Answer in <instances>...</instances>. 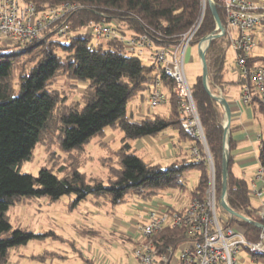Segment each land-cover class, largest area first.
Segmentation results:
<instances>
[{
  "label": "trees",
  "instance_id": "obj_1",
  "mask_svg": "<svg viewBox=\"0 0 264 264\" xmlns=\"http://www.w3.org/2000/svg\"><path fill=\"white\" fill-rule=\"evenodd\" d=\"M25 1L34 3L39 12L63 3L77 4L79 9L67 14L59 23L69 28L65 36L51 27L42 37L23 47L0 45V264H9L12 249L43 236L22 228L13 229L10 223V207L26 203L30 198L48 197L55 202L75 195L72 208L88 198L102 199L105 204L117 206L128 196L151 200L161 191L187 190L185 177L190 170L197 169L200 171L198 183L189 190L187 198L188 201L202 200L210 184L206 163L189 162L183 154L163 167L145 160L132 145L133 141L173 130L178 132L181 143L197 144L205 155L202 143L191 139L182 127L183 100L175 94L173 80L156 62L145 63L142 57L129 53L123 44L97 41L94 34L84 30L91 23L114 21L123 34L133 37L147 34L156 46L172 47L201 20L192 41L197 44L216 31L217 23L210 4L204 6V0ZM213 1L222 25L226 26L220 0ZM254 36L258 40L264 38V23L254 31ZM230 51L227 35L213 40L207 50L208 83L212 93H217L226 83L225 65ZM248 66L264 67V55L254 57L251 53ZM60 76L87 82L81 102H68L65 94L52 89ZM157 81L168 96V113L163 116L141 113L137 119L135 113L129 115V105L136 99L148 103ZM241 84L249 85L251 105L264 113V103L255 84L243 77ZM192 91L215 166L219 212L228 215L221 205L227 141L226 200L238 214L230 217V224L240 225L249 239L257 240L260 227L246 220L256 211L248 181L233 171L232 134L237 128H229L227 137L225 108L207 91L202 76L198 77ZM109 128L119 129L124 134L122 145L115 152V165L108 169L107 182L88 178L79 169L85 146L96 137L104 140ZM57 140L69 154L66 164L58 169L43 167L37 176L20 172V167L31 160L39 143L51 144ZM259 162L264 167V138ZM155 241L159 246H178L186 238L182 229L166 227L155 235ZM259 259L264 260V256H252L254 261Z\"/></svg>",
  "mask_w": 264,
  "mask_h": 264
},
{
  "label": "built area",
  "instance_id": "obj_2",
  "mask_svg": "<svg viewBox=\"0 0 264 264\" xmlns=\"http://www.w3.org/2000/svg\"><path fill=\"white\" fill-rule=\"evenodd\" d=\"M206 0H204V6ZM226 18V26L221 30L216 27L220 37L227 35L230 49L235 54V64L244 79L255 84V90L264 103V67L248 66V58L258 45L254 31L264 23V3L257 0H220ZM78 5L63 3L57 8L39 12L37 6L25 0H0V45L4 47L20 46L35 41L49 28H55L58 34L65 36L68 26L59 23L64 17L78 10ZM201 24L181 35L179 43L172 47H158L147 34L133 37L120 32L114 21L107 24L91 23L86 33L94 34L97 41H116L124 45L134 55L147 56L156 62L175 83V94L182 98V127L196 142H201L205 155L197 144L191 143L188 161L206 163L209 171V187L204 198L194 199L179 209L163 205L151 208L143 222L135 224L139 234L134 249L136 260L140 264H236V256L242 251L251 256H264V167L260 165L255 176L253 193L261 202L260 206L246 220L259 224L261 233L257 240H251L247 231L240 225L230 224L233 215H221L218 208L215 166L209 151L205 132L193 99L192 87L185 73V56L192 45L193 38ZM219 37V38H220ZM218 39V38H217ZM215 40V39H214ZM202 42V41H201ZM211 92V91H210ZM223 105V93L218 88L212 93ZM252 91L244 84L241 97L243 104L252 102ZM168 96L159 81L148 98L150 108L165 105ZM227 122H224V127ZM229 130L227 131V137ZM228 144L225 145V161H228ZM226 200V195L221 198ZM166 227L180 228L186 241L178 246H159L155 235ZM177 252L180 253L177 256ZM103 264V263H101Z\"/></svg>",
  "mask_w": 264,
  "mask_h": 264
},
{
  "label": "rangeland",
  "instance_id": "obj_3",
  "mask_svg": "<svg viewBox=\"0 0 264 264\" xmlns=\"http://www.w3.org/2000/svg\"><path fill=\"white\" fill-rule=\"evenodd\" d=\"M257 1L264 3V0ZM205 3L209 4V0ZM86 31L87 29L84 30ZM258 41L260 44L253 51L254 57L264 55V38L259 37ZM199 43L201 41L192 44L185 56V73L191 87L202 75L200 53L198 54L195 46ZM104 48H107L106 44ZM190 48L193 50L188 54ZM142 59L145 63H150L147 56ZM232 63L235 64V56L230 51L225 65L226 72H229ZM86 86L85 81H74L60 76L52 85V89L65 94L68 102H81ZM139 99L130 103L128 111L130 115L133 105L136 106L134 115L136 119L139 118L140 112L162 116L168 113L166 104L149 110L147 101ZM139 107L140 111H138ZM261 121L264 128V117H261ZM108 134H113L115 140L111 135H106L104 140L96 137L85 146L79 169L88 178H99L107 182L108 169L115 165V152L121 147L124 134L119 129L110 128ZM147 139L152 138L145 137L141 140L144 142ZM132 143L135 144L136 141ZM258 145L255 157H258L260 151ZM140 147L138 146L139 149ZM136 151L149 162L160 164L163 167L170 164L164 154L160 159L149 147ZM68 156L69 154L62 149L58 140L51 144L42 142L36 146L31 160L22 164L20 172L37 176L43 167L58 169L61 164L67 163ZM233 171L240 175L235 167ZM199 176L200 171L197 169H192L187 173L185 177L187 190L174 189L171 195L169 191H161L151 200L128 196L124 203L117 206L105 204L102 199L88 198L72 208L71 202L75 195L64 196L55 202H51L48 197L30 198L26 203L11 206L8 217L13 229L22 228L36 234H43V236L12 249L9 264H101L104 257L107 261L103 264H140L134 255L138 242L125 234L129 230L135 231V224L143 222L148 211L153 207L169 205L176 209L181 208L184 202H179V197L187 199L189 190L197 185ZM247 181L252 203L258 209L260 204L254 196L251 179ZM176 254L180 255L179 252ZM236 260V264H264L262 259L252 260L251 255L246 251L238 253Z\"/></svg>",
  "mask_w": 264,
  "mask_h": 264
},
{
  "label": "crops",
  "instance_id": "obj_4",
  "mask_svg": "<svg viewBox=\"0 0 264 264\" xmlns=\"http://www.w3.org/2000/svg\"><path fill=\"white\" fill-rule=\"evenodd\" d=\"M195 46L199 54V47L197 45ZM192 50L193 48H190L188 54H190ZM233 55L235 56L234 53ZM241 79L242 76L240 71L237 69L236 64L233 65L232 63L229 72H226L225 70L226 83L224 84L221 91L225 99H227L231 110V118L229 120L228 112L225 109V121L229 122L230 129L237 128V130H235L232 134L234 141L233 156L235 163L234 167L236 172L240 175H237L235 172L234 173L236 176L242 177L246 180L251 179V187L254 188L255 176L260 167L259 155L258 157H255V153L257 144H259L258 146L260 149L261 141L264 138V128L262 127L261 121V117H264V113H262L256 105H251V103H242L241 97L243 94L244 85L241 84ZM135 111L136 106L133 105L131 113L134 114ZM138 111H140V107L138 108ZM141 113L142 112H140V114ZM106 135H111L115 140V136H113V134H108V129L106 130ZM151 138L152 139H147L144 142L141 139L136 140V143H132V145L135 150L141 151L144 148L149 147V149L153 153H156L160 159L163 158L164 154L165 158L170 161L169 163H172L183 154H186L188 157V151L191 143H181V141L178 140L179 134L177 131L167 130L161 135ZM138 146H141L142 149L141 147L139 149ZM168 193L171 195V191ZM178 201L184 202L182 207L186 206L190 202L189 201L187 203L188 198L183 199L182 197H179ZM259 204H261L260 201ZM125 235L133 241H136L139 236L136 230H129ZM106 261L107 259L104 257L101 263H105Z\"/></svg>",
  "mask_w": 264,
  "mask_h": 264
},
{
  "label": "water",
  "instance_id": "obj_5",
  "mask_svg": "<svg viewBox=\"0 0 264 264\" xmlns=\"http://www.w3.org/2000/svg\"><path fill=\"white\" fill-rule=\"evenodd\" d=\"M209 4H210V7L213 11V14H214V17H215V20H216V23H217V27L221 30L224 29V26L222 25L221 21H220V18L218 16V13L216 11V8L214 6V2H212L211 0H209ZM220 35L217 34V31H215L212 35L204 38L202 40L201 43L198 44L199 46V53H200V61H201V67H202V80H203V83L207 89V91L211 94L210 90H209V83H208V63H207V58H206V55H207V50L211 44V42L214 40V39H217L219 38ZM212 95V94H211ZM214 97V95H212ZM223 106L225 107L226 111L228 112V115H229V120L231 118V110H230V105L227 101V99H223ZM225 131H226V134H227V131L229 130L230 128V125H229V122H227L225 124ZM227 142V141H226ZM228 144V143H227ZM227 177H228V162L226 161L225 164H224V175H223V192H222V197L225 196L227 194ZM221 205L223 207L224 210H226L229 214L233 215V216H238V214H236L228 205V203L224 200H222L221 202ZM258 226H260L259 224H257Z\"/></svg>",
  "mask_w": 264,
  "mask_h": 264
}]
</instances>
